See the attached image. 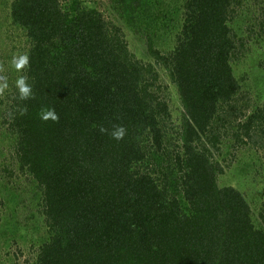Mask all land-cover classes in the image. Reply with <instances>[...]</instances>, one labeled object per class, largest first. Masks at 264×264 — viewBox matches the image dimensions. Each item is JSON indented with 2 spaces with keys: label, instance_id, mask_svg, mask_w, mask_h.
<instances>
[{
  "label": "trees",
  "instance_id": "obj_1",
  "mask_svg": "<svg viewBox=\"0 0 264 264\" xmlns=\"http://www.w3.org/2000/svg\"><path fill=\"white\" fill-rule=\"evenodd\" d=\"M91 1L0 0L30 58L0 64V215L5 192L27 187L46 229L25 264H264V179L241 155L264 152V101L241 70L264 0ZM46 108L59 120L40 119ZM4 240L0 264H17Z\"/></svg>",
  "mask_w": 264,
  "mask_h": 264
},
{
  "label": "rangeland",
  "instance_id": "obj_2",
  "mask_svg": "<svg viewBox=\"0 0 264 264\" xmlns=\"http://www.w3.org/2000/svg\"><path fill=\"white\" fill-rule=\"evenodd\" d=\"M94 1L95 6L101 9L102 11L109 10L111 6L110 4L112 2L111 0H92L91 2H89V5L94 6ZM246 1L248 3H251L252 0ZM3 7V5L0 6L1 12L4 11ZM1 12L0 64H5L9 63L7 58L10 55L13 56L14 54H18V52L23 50V48L25 47V35L22 31H16V29L11 25V19H7L6 17L4 18V14L2 15ZM105 14L107 17L109 16L107 11L105 12ZM115 16L118 17V15H114L113 17L115 18ZM120 23L123 27H125V32L130 35V40H134L133 44L131 45L132 50L136 52L140 58L146 57L142 44L139 42V40H135L136 35H134V32L127 27L126 23L123 20H120ZM255 41L258 42L254 44ZM249 45L252 49L249 59L252 63H254V65H251V70L248 69L250 64L252 63L250 61H247L248 68L242 67L241 70H247L251 74V76L249 77V82L247 83L250 90H246L250 95L249 99L253 100L251 102L255 101V104H261L264 101V93L262 91L264 87V82L262 81L264 70H261L258 65L260 61L264 62V35L262 38L257 39V36L255 34L250 40ZM13 48L14 50L12 51ZM257 49L260 51V54L257 53ZM9 66L11 65H7L8 68ZM2 68H6V66ZM2 82L5 83V81ZM168 89L169 90L165 92L168 98L171 99V115L173 120L175 119L177 123L181 105L178 99L176 89L171 85L170 87H168ZM1 123L2 121L0 119V124ZM2 134L0 135L1 150L4 149L3 157L7 158L6 154L8 153L5 149L9 148V142L4 140ZM229 150H231V148L226 147L224 151ZM241 155L243 157L242 164L254 168L253 171L262 172L259 175H261V178L263 177L262 179H264V152L257 149H245L244 152L241 153ZM262 167L263 169H261ZM8 192H5L7 199L6 208H4L2 214L0 215V237L1 235H4V238L6 239L4 240V242L1 243L3 245L1 247V254L3 255V259H5L7 257V252L11 253L10 257H12L17 251L20 250L23 252V254L18 253V255L20 254V257L17 264H25L28 255L32 254L34 247L33 245L40 243V241L43 240L44 235L46 233V229L43 226V219L40 217V214L35 210L37 205L36 199L31 198L29 189L27 187H24V189H21L19 191L14 188L10 191V193ZM256 202L258 205H264V196H256ZM10 263L11 262H7V264Z\"/></svg>",
  "mask_w": 264,
  "mask_h": 264
},
{
  "label": "clouds",
  "instance_id": "obj_3",
  "mask_svg": "<svg viewBox=\"0 0 264 264\" xmlns=\"http://www.w3.org/2000/svg\"><path fill=\"white\" fill-rule=\"evenodd\" d=\"M11 64L17 71H21L26 67H30V58L27 53L25 54H14L11 60ZM16 87L19 91L20 99L27 100L32 95V87L26 82V78L24 76H20L16 82ZM8 87L7 83L0 84V92ZM40 119L43 121L52 120L54 122L59 120L58 115L55 112V109H43L40 112ZM101 133L108 132V129L104 127H100ZM126 128L121 125H114L112 131L109 133L111 137L117 141L122 140L126 135Z\"/></svg>",
  "mask_w": 264,
  "mask_h": 264
}]
</instances>
